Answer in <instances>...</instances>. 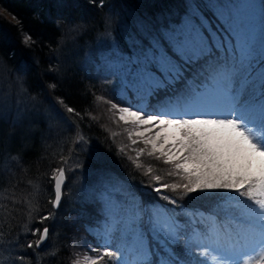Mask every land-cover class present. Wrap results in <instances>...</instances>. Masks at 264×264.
Instances as JSON below:
<instances>
[{
	"label": "snow or ice",
	"instance_id": "6c2138e0",
	"mask_svg": "<svg viewBox=\"0 0 264 264\" xmlns=\"http://www.w3.org/2000/svg\"><path fill=\"white\" fill-rule=\"evenodd\" d=\"M97 6L102 9L104 0ZM206 10H214L223 32L212 28ZM110 21L106 14L100 26ZM136 35L133 51L113 48L105 64L137 95L163 92L168 99L151 111L120 106L107 97L96 100H104L120 122L131 126V144L143 145L132 149L136 160L146 155L162 161L174 180L162 182V176L153 175L148 166L146 186L166 202L151 208L138 205L134 195L122 199L117 183L109 180V187L99 193L103 220L88 229L94 243L86 242L87 252L83 257L76 253L71 264H264V39L258 44L247 17L215 0L188 3L175 24L144 25ZM29 40L27 36L25 42ZM23 84L17 77L16 88L26 93ZM56 86L49 84L51 89ZM58 103L71 114L61 117L65 124L83 118L62 98ZM72 143L70 154L60 155L59 166L48 176L51 209L35 221L44 226L29 227L31 219L22 226L25 238L37 237L35 243L28 241L29 249L39 248L49 238L45 222L56 220L66 173L80 167L76 147L83 150L89 140L77 131ZM35 191H40L39 185ZM197 193L217 194L225 201L223 215L189 210L184 201ZM11 203H17L15 198ZM24 203L30 201L25 198ZM4 212L7 215L9 209ZM19 239V234L15 240L9 237L8 246L17 247Z\"/></svg>",
	"mask_w": 264,
	"mask_h": 264
},
{
	"label": "trees",
	"instance_id": "16d2710c",
	"mask_svg": "<svg viewBox=\"0 0 264 264\" xmlns=\"http://www.w3.org/2000/svg\"><path fill=\"white\" fill-rule=\"evenodd\" d=\"M206 2L104 0L101 9L98 0H0V64L13 76L22 74L25 96L36 98L32 100L33 106H26V114L20 120H24L23 134L15 135L17 122L12 125L11 133L9 123L5 129L3 122L0 127V264H71L76 253L83 257L87 243H94L87 227H96L103 220L104 207L97 200L106 181H118L139 195L145 194L141 196L145 207L154 201L165 205L146 186L150 178L144 173L151 165L153 175H161L162 182H172L174 178L167 175L169 166L146 155L137 161L132 149L143 145L131 144L128 137L131 126L120 122L118 113L96 97H107L117 105H131L133 109L145 102L143 108L149 111L164 103L168 97L163 92L138 98L133 91L125 90L119 98L122 81L105 73V57L113 48L130 53L137 42L136 30L142 31L144 25L162 28L165 24H175L183 17L188 3ZM262 5L264 0H261L264 28ZM106 14L111 15V21L102 28L100 21ZM206 15L212 28L223 32L213 11L206 10ZM108 33L111 38L104 40ZM27 36L31 40L26 43ZM52 83L57 85L55 89L49 88ZM58 98L83 118L74 117V124H65L61 117L71 114L58 103ZM57 122L60 128L55 126ZM75 124L79 125L78 129ZM77 131L89 140L88 146H82L83 150L76 147L80 167L66 173V193L56 210V220L45 222L50 227L48 242L40 250L29 249L28 241L35 243L37 237L27 234L25 238L22 226L30 219L29 227L44 226L35 221L51 209L48 200L53 193L48 176L52 168L59 166L60 155L70 154ZM134 161L142 166L135 167ZM97 173L108 176L107 180ZM30 180L32 184L28 183ZM37 185L39 192L35 191ZM190 195L184 201L189 210L223 215L225 201H215L212 193ZM14 198L15 205L11 203ZM25 198L30 203H24ZM5 207L9 209L7 215ZM18 234V246L9 247V237L15 240ZM57 249L53 257L51 252Z\"/></svg>",
	"mask_w": 264,
	"mask_h": 264
},
{
	"label": "rangeland",
	"instance_id": "374dc122",
	"mask_svg": "<svg viewBox=\"0 0 264 264\" xmlns=\"http://www.w3.org/2000/svg\"><path fill=\"white\" fill-rule=\"evenodd\" d=\"M215 2L227 3L230 7L233 8L234 11H238L239 13L244 14L247 17V19L250 21L251 29L254 34V37L256 38L257 43L259 44V41L264 39L263 20L261 19L262 17L261 0H215ZM107 38H111L110 33H108V36L107 34L104 35V40H106ZM224 38L226 40L229 39L228 35L226 34H224ZM133 50H134V47L131 48V51ZM104 70H105V73L107 74L110 73L111 75H113L108 68ZM17 77H20V79L23 80L22 74L20 76L18 75L13 76V74H11L9 70H7L3 65L0 64V127H1V123L3 122L4 129H5L6 124L9 123L11 127H10V130L8 129V132L11 133V131L13 130L12 125L14 124V122H17L18 124L15 130H13L15 132V135L16 133L23 134L24 132L23 121L24 120L23 121H20V120L26 114L25 112H26L27 107L30 108V105L33 104L32 99H29L28 96H25L26 95L25 92L20 91L16 88V78ZM113 77L116 78L117 80L120 79L122 81V85L120 86V89L118 91L119 98L122 97V94H124L125 90L133 91L136 97L142 98L140 95H137L134 90L125 87L126 80L123 77L118 76V75H113ZM143 98H147V97H143ZM34 104H36V101H34ZM144 104L145 102L141 104V107H143ZM115 115L117 116V114ZM58 122L60 121L58 120ZM58 122L57 124H55V126L57 127H59ZM70 127L71 126L68 125L69 129ZM61 130L63 129L61 128ZM54 141L57 142L58 140L55 139ZM61 141H64V140H61ZM93 174L94 173L92 172V175ZM97 176H102L101 179H106L108 177V176L101 175L99 173H97ZM114 182H116L118 185L117 192L122 199L130 200V198L134 195L136 203L138 205L142 203L143 201L142 197H145V194L139 195L137 192H133L131 189H129L127 185H123L122 183L118 181H114ZM106 183H107L106 186L101 187V190L103 188L109 187V181L108 182L106 181ZM65 193L66 192H64V195ZM98 196L99 197H98L97 202H100L102 204V199L100 195ZM211 197L212 199L214 198L215 201L218 199L217 194L215 193H212ZM153 203L159 204L156 201H154L147 208H151ZM89 228L90 227H87L86 230L88 231Z\"/></svg>",
	"mask_w": 264,
	"mask_h": 264
},
{
	"label": "water",
	"instance_id": "95a60500",
	"mask_svg": "<svg viewBox=\"0 0 264 264\" xmlns=\"http://www.w3.org/2000/svg\"><path fill=\"white\" fill-rule=\"evenodd\" d=\"M67 182V181H66ZM66 182H65V185H66ZM63 199V198H62ZM48 242V239L39 247L37 248L38 250H40L46 243Z\"/></svg>",
	"mask_w": 264,
	"mask_h": 264
},
{
	"label": "bare ground",
	"instance_id": "6f19581e",
	"mask_svg": "<svg viewBox=\"0 0 264 264\" xmlns=\"http://www.w3.org/2000/svg\"><path fill=\"white\" fill-rule=\"evenodd\" d=\"M49 239V238H48Z\"/></svg>",
	"mask_w": 264,
	"mask_h": 264
}]
</instances>
